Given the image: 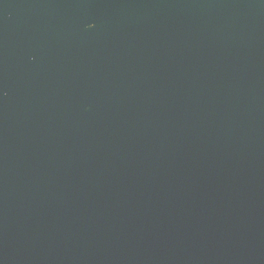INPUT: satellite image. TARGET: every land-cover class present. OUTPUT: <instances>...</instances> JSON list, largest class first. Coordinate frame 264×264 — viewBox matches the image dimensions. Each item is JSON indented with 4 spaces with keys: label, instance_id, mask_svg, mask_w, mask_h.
<instances>
[{
    "label": "water",
    "instance_id": "95a60500",
    "mask_svg": "<svg viewBox=\"0 0 264 264\" xmlns=\"http://www.w3.org/2000/svg\"><path fill=\"white\" fill-rule=\"evenodd\" d=\"M0 264H264V0H0Z\"/></svg>",
    "mask_w": 264,
    "mask_h": 264
}]
</instances>
